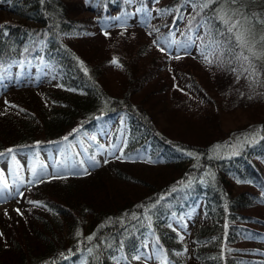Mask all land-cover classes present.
<instances>
[{"label":"trees","instance_id":"trees-1","mask_svg":"<svg viewBox=\"0 0 264 264\" xmlns=\"http://www.w3.org/2000/svg\"><path fill=\"white\" fill-rule=\"evenodd\" d=\"M237 11L260 51L264 0H0V159L84 135L99 144L108 129L115 146L125 139V156L145 152L171 170L138 178L122 157L109 161L114 183L99 180L112 168L30 185L16 199L28 206L26 225L0 227V264H155L142 257L150 249L161 264H264V58L236 59V30L222 21ZM131 22L156 31L154 44L201 55L190 70L178 57L170 71L161 52L142 62L145 37L122 49L134 44L122 35ZM42 87L53 88L49 99L6 97ZM191 100L194 111L179 106ZM233 113L248 123L224 132L220 116ZM219 142L229 144L212 155Z\"/></svg>","mask_w":264,"mask_h":264},{"label":"rangeland","instance_id":"rangeland-1","mask_svg":"<svg viewBox=\"0 0 264 264\" xmlns=\"http://www.w3.org/2000/svg\"><path fill=\"white\" fill-rule=\"evenodd\" d=\"M131 26H128L125 28L126 32H123L122 35L125 36V40L129 39V38H132L134 40V44H124L125 47L122 48V49H126V50H137L139 49L141 43H135L136 41H138L140 39L141 36L145 37L146 39V43L147 42H150L147 46H146V51H143L142 53V62H148V60L155 56L156 54L158 55H163L165 54L167 57H169V61L166 59V60H162L161 59V62H163L164 64V67L168 68L170 71L173 70V64L177 65L178 63L176 62L178 60V57L182 58L183 60L182 61H179L180 63H183V64H180L179 65V68H181L183 65L186 64V68H188L189 70L192 69V66L188 65L187 63H191L192 62V58H197L199 57L201 54L198 52L197 50V47H193V48H187L186 45H176L174 44L172 47H169V46H165L164 43H160L159 41L157 43H152L151 39H153V36L156 35V31H152L151 29H142L138 26H132L134 23H130ZM115 34L113 35V37H117V35L119 33H116V32H121L119 26L115 27L114 30ZM106 33V32H104ZM96 34V33H95ZM93 35L94 36V40L95 42H99L101 46L103 47H106L108 46L109 42L107 41V38H104V36H102L101 34H96V35ZM105 35V34H103ZM196 45V44H195ZM100 46L97 47L95 50L97 51V53H100V51L103 50V48ZM163 49V50H162ZM121 49H119L118 51H120ZM159 52L163 53V54H160ZM122 53V50L120 51V54L121 55ZM166 56H162V57H166ZM194 65V64H193ZM195 66V65H194ZM114 67H119V65L117 66H114ZM194 71L196 72L197 70L194 69ZM122 75V74H121ZM119 77L118 76H111L109 78L112 79V82L114 84H116V80L117 78ZM120 78V77H119ZM119 80V79H118ZM117 80V82H118ZM174 81V80H173ZM207 83L208 84H211L212 85V80L208 79L207 80ZM175 85H176V82H175ZM118 87V85H117ZM19 89V88H17ZM34 94V95H33ZM50 94H53V88H50V87H42V88H39L37 90H34V89H29V90H26V91H23V90H19V92H11L9 94H7V98H12V97H15L16 99L18 95H20V98L23 102H25L26 99L28 98H48L50 97ZM33 95V97H32ZM43 96V97H42ZM1 98V97H0ZM44 100V99H43ZM19 101V99H18ZM175 101V100H174ZM197 100H196V104H197ZM194 101H188V102H185L184 104H180L179 106L182 107L184 110H190V111H194V106L196 105ZM191 108V109H190ZM216 108V107H215ZM236 113H233L232 115H228V116H224L223 114H221L220 116V129H222L224 132H228L229 129H231L232 127H236V126H239V125H242V124H245L247 122V120L244 118V116H235ZM162 117V116H161ZM248 123V122H247ZM161 124H162V127H165L166 128V124L167 122L164 121V120H161ZM126 125V122H122V127ZM113 128V127H112ZM249 131V130H248ZM245 132L244 134L248 133ZM235 133V132H234ZM241 133V132H240ZM242 134V135H244ZM98 137L101 138L102 140V143H103V147H95V154H96V157L98 158L97 159V164L94 165L95 163L94 162H91V163H88V155L85 151H82V144L79 143L77 140H74L73 141V145H74V149H70L68 145H65V152L66 154H68V152H71L73 151L74 153L78 152L81 157V160H84L85 161V165H86V169L88 170H83L82 173L80 175H87L89 173H92L93 171H97V169H100L99 172L97 173H102V172H106L109 170V169H114L112 170L113 172L109 173L108 174H104L103 177H101L99 180L102 181V178L104 179H107V181L109 182H113V176L116 174V168L117 166H114V164H109V161H111L113 158H125L126 160L128 159H132L131 161H133L134 163H136L134 166H132L131 170L129 172L133 173V175H135L136 177L138 178H149L151 179L152 177H159V178H163L164 176L168 175L171 170H169V168H162V166H151L149 165L148 163L149 162H154L155 161V158H153L151 155H149L148 153H138L136 157H133V156H125L124 154V141L125 139L123 140V145H120L118 147H115L113 148L114 144H112L113 142V133L111 134V132L108 131V129H105V132L103 133V135H101V133H98L97 134ZM237 135V133L234 134V136ZM184 137H187L188 139H191L192 137H188L186 136L185 134H183ZM89 143H91V141L89 139H87ZM72 144V143H70ZM229 144V143H228ZM228 144H226L225 146L222 144V143H216L213 148H211V154L212 155H216V156H219L221 155L223 152L224 149H226V147L228 146ZM87 145H89L87 143ZM59 149H62V148H59ZM59 151V150H58ZM58 151L54 150L53 154L54 155H58ZM83 155V156H82ZM43 160L46 159V161L49 163H51V158H50V153L48 154L47 152L46 153H43ZM56 157V156H54ZM197 157V155H194L190 158H187V160L189 162H192L193 160H195ZM87 159V160H86ZM36 158H34V156H27L26 155H23L21 159H19L17 162V164H14L12 162H8V161H4V162H0V172L3 173L4 172V175L6 173H8L9 171L12 172L14 171V167H17L18 168V171H24V174H26L28 177H26L27 179V184L30 183L29 182V179L31 177V174L33 173V170L34 172L40 168H42V172L44 173H48V175H50V173L53 172V167H39L38 164V161ZM44 162V161H43ZM46 162V163H47ZM156 162V161H155ZM70 168V167H68ZM55 169V168H54ZM91 169V170H90ZM56 172V170H54ZM67 171V170H66ZM171 174V173H170ZM169 174V175H170ZM98 175V174H96ZM110 175V176H109ZM95 176V175H94ZM80 177H83V176H80ZM110 177V178H109ZM10 180L12 181V178H10ZM116 181V180H115ZM125 181H120L118 180L117 183L121 184ZM11 185H10V193L14 196L12 197H7V198H4L6 196H9V192H0V216L3 217V220L0 221V227H3L5 229H17L15 227L16 223H24L23 225H26V217H28V206L26 205V201H24V203H19V200L18 201H15L16 198L19 196H21L23 193H24V189L27 187V186H23L22 184L18 183V182H10ZM94 183H100L99 181L97 182H94ZM116 184V183H115ZM122 187H126L125 184H122ZM238 188V187H237ZM262 190V189H261ZM27 199V198H26ZM23 201V200H22ZM18 210V211H17ZM2 214V215H1ZM13 224V227L10 226V224ZM9 231V232H8ZM8 234H12V231L11 230H7ZM2 233V232H0ZM191 233V230L189 232V234ZM15 234V232H14ZM15 238L16 239H19L21 238V235L18 236V235H15ZM186 241V245L188 243L189 245V241L190 240H185ZM11 242V241H10ZM252 244V243H251ZM188 245L186 246V250L182 251L181 252V255L184 257V258H189V255H190V252L191 250L188 248ZM149 254H144L142 257H147L149 259H151V262H155V264H161V257H162V252L161 250L159 249H156V251L154 252L153 249H150L149 250ZM158 261H157V260ZM160 261V262H159ZM154 264V263H152Z\"/></svg>","mask_w":264,"mask_h":264},{"label":"snow or ice","instance_id":"snow-or-ice-1","mask_svg":"<svg viewBox=\"0 0 264 264\" xmlns=\"http://www.w3.org/2000/svg\"><path fill=\"white\" fill-rule=\"evenodd\" d=\"M231 3L235 4L237 3V0H231ZM242 16L238 11L234 13L232 16H229L227 13L225 14L226 18L223 19V23L228 25V32L233 33V30H236L233 35L235 38V45L236 47L240 48L241 51L239 54L236 55L237 60L247 61L249 62V65L251 66L250 57L248 55H245V51L251 54L252 57H255L256 59H262L264 58V36H261L259 38L258 43L261 44V50L255 51V44L252 43L253 40H255L254 34L250 27H246L245 24L247 22L246 17H242L244 22L242 23L241 19H234V16ZM2 27V26H0ZM251 38V39H250ZM163 50V49H162ZM205 60H208L207 56H205ZM116 63V61H113ZM211 63V61H208ZM232 71H236V69H232ZM244 71H248L247 68L244 69ZM252 74L255 75V69L253 68ZM67 139V138H65ZM11 151V150H10ZM18 211V210H17Z\"/></svg>","mask_w":264,"mask_h":264}]
</instances>
